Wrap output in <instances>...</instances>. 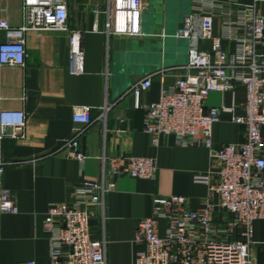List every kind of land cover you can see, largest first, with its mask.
I'll return each mask as SVG.
<instances>
[{"label":"crops","instance_id":"crops-1","mask_svg":"<svg viewBox=\"0 0 264 264\" xmlns=\"http://www.w3.org/2000/svg\"><path fill=\"white\" fill-rule=\"evenodd\" d=\"M193 0H144L141 37L113 35L108 25L111 0H67L70 30L82 35L83 72L70 73L71 58L67 34L28 32L23 40L27 58L23 67H0V112L26 114L22 139L5 138V162L29 161L22 167H9L2 176V189L15 200L17 213L0 216V264L33 261L50 264L49 243L42 224L52 204L71 203L73 192L86 182H101L106 175L104 159L109 157L147 158L155 161L157 173L148 180L111 178L114 190L101 196L102 207L93 221V239L105 242L107 264H133L143 246L134 243L137 223L151 215L153 198L182 196L193 210L211 200L217 202L205 185L195 184L193 176L218 167L204 148H184L173 138L164 137L154 147L143 132L144 112L134 107L129 88L147 75L155 74L151 87L140 95L141 104L158 101L162 88L173 86L187 60L188 43L176 37L183 16ZM248 5L252 0H218ZM96 11L98 14H96ZM264 16V7L260 9ZM23 0H0V44L24 24ZM219 23L213 36L219 34ZM233 48L232 45L228 46ZM200 49L208 50L209 43ZM264 53V48L259 50ZM245 91L213 92L208 108L223 105L213 127L214 148L245 141V129L231 122L242 114ZM234 106V108H233ZM90 108L92 124L78 139L80 162L59 151L82 126L73 123L76 108ZM264 135V131H263ZM54 155L45 157L48 154ZM225 223L231 216L217 211L211 216ZM237 239L235 231L231 237ZM256 264H264V222L253 224Z\"/></svg>","mask_w":264,"mask_h":264},{"label":"built area","instance_id":"built-area-1","mask_svg":"<svg viewBox=\"0 0 264 264\" xmlns=\"http://www.w3.org/2000/svg\"><path fill=\"white\" fill-rule=\"evenodd\" d=\"M262 7L264 0H252L248 5L193 0L176 34L187 41L188 49L186 63L179 67L181 74L173 86L162 88L158 101L148 105L141 104L139 98L151 87L155 74L135 82L127 91L135 109L144 112L143 132L154 147L161 138L171 137L179 147L206 149L218 164L213 171L193 176V182L207 186L217 202L209 200L202 209L193 210L190 200L182 196L153 198L151 215L135 228L134 243L143 249L136 253L133 264H256L253 224L264 222V53L259 51L264 48ZM144 9V0H111L109 31L115 36L141 37ZM23 10V26L0 44V67L24 66L25 33L63 32L68 38L69 71L82 74V35L69 28L67 0H23ZM216 21L220 30L213 36ZM202 43H209V49H200ZM239 87L245 91L242 114L233 116L231 122L244 127L245 141L214 148L213 127L220 122L222 112L232 109L223 105L208 108L207 98L213 92L234 95ZM25 122L23 112H0V216L17 213L14 198L2 189L5 170L29 163L5 162L2 141L22 139ZM73 123L82 128L76 129L59 151L83 162L78 139L92 124L90 108H76ZM104 163L107 174L103 173L101 182H86L74 190L71 203L48 207L42 228L49 243L50 264H107L105 242L92 236L93 221L103 205L100 197L115 188L107 177L148 180L158 170L155 161L147 158L109 157ZM217 211L229 214L231 220L212 221ZM235 231L237 239L232 240Z\"/></svg>","mask_w":264,"mask_h":264}]
</instances>
